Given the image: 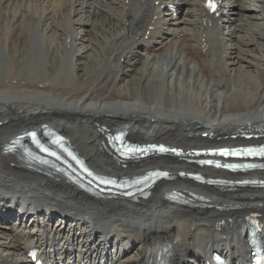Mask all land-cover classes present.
Listing matches in <instances>:
<instances>
[{
  "label": "bare ground",
  "instance_id": "obj_1",
  "mask_svg": "<svg viewBox=\"0 0 264 264\" xmlns=\"http://www.w3.org/2000/svg\"><path fill=\"white\" fill-rule=\"evenodd\" d=\"M222 1L207 27L203 0H0V264H32V249L51 264H150L165 238L170 264H207L215 251L250 263L247 218L264 216V188L220 190L179 175L264 180V171L126 161L106 136L185 151L264 144V0ZM170 3L182 4L177 15L162 10ZM43 125L98 175L162 169L175 179L138 202L91 197L4 151Z\"/></svg>",
  "mask_w": 264,
  "mask_h": 264
},
{
  "label": "snow or ice",
  "instance_id": "obj_2",
  "mask_svg": "<svg viewBox=\"0 0 264 264\" xmlns=\"http://www.w3.org/2000/svg\"><path fill=\"white\" fill-rule=\"evenodd\" d=\"M210 9H215V4L209 2L208 5H207Z\"/></svg>",
  "mask_w": 264,
  "mask_h": 264
},
{
  "label": "rangeland",
  "instance_id": "obj_3",
  "mask_svg": "<svg viewBox=\"0 0 264 264\" xmlns=\"http://www.w3.org/2000/svg\"><path fill=\"white\" fill-rule=\"evenodd\" d=\"M104 126V125H103ZM112 129V128H111Z\"/></svg>",
  "mask_w": 264,
  "mask_h": 264
}]
</instances>
